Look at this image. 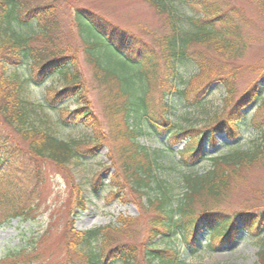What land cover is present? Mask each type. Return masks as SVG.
Returning <instances> with one entry per match:
<instances>
[{
  "label": "trees",
  "instance_id": "16d2710c",
  "mask_svg": "<svg viewBox=\"0 0 264 264\" xmlns=\"http://www.w3.org/2000/svg\"><path fill=\"white\" fill-rule=\"evenodd\" d=\"M145 1L165 18V31L155 45L117 29L91 10L71 9V27L76 28L84 53L98 70L105 117L100 121L79 76L72 74L71 57L59 49L39 51L33 44L59 30L57 2L38 6L27 0H0V121L24 132L23 141L28 144L24 152L0 131V226L9 219H36L30 197L19 186L3 184L8 179L6 170L38 177L40 160L60 167L74 158H92L102 146L115 152L109 182L92 179L87 194L74 185L70 196L74 213L86 210L91 204L87 195L94 199L102 189L107 190L102 196L105 202L111 197L122 203H126L128 189L137 197L134 203L144 198L141 208L149 212L145 238L138 245L118 238L132 236L136 223L129 217H119L116 229L96 227L80 234L73 233L69 224L65 246L74 259L81 260L79 264H181V246L192 253L232 246L241 233L257 236L264 227V202L227 209L233 188L245 173L264 165V98L257 83L240 97L234 99L233 94L240 69L235 64L250 47L244 34L249 26L244 13L256 12L264 22V0H180L195 13L180 12L173 0ZM263 73L264 69L260 77ZM45 80L58 87L46 88L39 107L54 112L62 127L80 128L85 137L58 140L48 127L32 124L31 116L36 114L24 92ZM213 85H219L228 98L203 126H194L183 116L172 122L177 109L187 115L203 108ZM254 103L248 124L257 136L251 145H226V151L208 157L205 147L216 149L219 135L228 142H239L241 127L246 125L245 111ZM145 136L162 150L150 152L140 144ZM82 146L88 148L80 153ZM24 154L33 166L26 167ZM168 156L178 159L166 168L163 162ZM205 160L210 168L200 175L193 173L195 165ZM203 233L206 242L202 244ZM262 244L258 264H264ZM40 246V236H29L20 247L6 251L0 264H43L37 257Z\"/></svg>",
  "mask_w": 264,
  "mask_h": 264
},
{
  "label": "rangeland",
  "instance_id": "374dc122",
  "mask_svg": "<svg viewBox=\"0 0 264 264\" xmlns=\"http://www.w3.org/2000/svg\"><path fill=\"white\" fill-rule=\"evenodd\" d=\"M173 1L178 4L179 11L182 13L187 11L189 13L197 12L194 9L191 11L183 1ZM27 2L38 6H42L44 3L56 4V2L59 5L58 13L55 16L59 30L54 31V34L51 33L48 39L37 38L33 44L39 51L48 52L50 50L53 51V49H59L71 57L72 74L79 76L80 82L86 90L88 102L94 108L95 114L100 118V121H104L105 117L100 97L102 86L99 82L98 70L91 63L88 55L84 53V47L79 39L78 32H76V28L73 29L71 27V21L69 20L71 9L79 7L91 10L104 19L109 20L117 29L119 27L128 31V33L131 32L152 45H155L157 37L165 31L163 25L165 18L158 16L154 8L149 6L145 0H72L69 2L67 0H27ZM244 14L248 19L247 24H249L248 30L244 34L250 40V47L243 58L239 59L235 64L240 69L234 82V99L240 97L254 83H257L260 97L264 98V73L260 77L264 69V22L256 12ZM45 81L42 85L30 86L24 92L25 99L35 110L36 115L31 116L32 124L40 129L48 127L50 133L58 140L70 141L81 136L85 137V133L80 128L62 127L58 123L54 112L44 111L39 107L46 88L51 84L53 89L58 87L55 86L54 81ZM210 90L203 108L196 113L188 112L187 115H184L181 109H177L176 115L172 117V122H176L178 117L183 116L187 121L190 120L189 122L194 126H203L208 117L219 111L224 104V100L228 98L219 85H213ZM256 105V103L252 104L245 111L247 115L245 118L246 125L244 124L241 127L239 142L237 143L236 140L228 142L225 136L219 135L216 137L219 144L216 149L211 148L208 150V147H205L208 157L226 151V145L237 144L240 148L251 145L250 141L257 136V133L248 124V120L254 114ZM63 106L66 105L64 104ZM70 107L74 108L72 105ZM257 121L260 122V119ZM179 123L187 125L180 121ZM26 127L28 128L29 126ZM262 129L264 130V124ZM0 131L8 136V140L13 146L17 143L16 146H19L24 152L27 150L28 144L23 141L25 138L24 132L21 133L19 128L3 126L0 121ZM139 142L144 147H147L150 152L162 150L161 146L149 137H142ZM85 148L88 147L82 146L80 153ZM179 148L178 146L174 150ZM26 156L24 154L23 163H26V167L28 164L30 167L33 166L31 162L27 163ZM114 156V150H108L105 146H102L92 158H74L70 160V163L60 167L54 166L51 162L40 160L37 163L38 165H36L37 168L39 167L38 172L40 175L38 177H34V174L23 175L19 173L20 171L11 174V169L6 170L5 175H7L8 179L4 180L3 184L8 182L17 187L19 186L18 188L22 190L24 195L28 198L30 197V204L34 203L35 206L32 216L36 217V219L35 221L30 220L27 222H23L20 219H9L7 224L0 226V257L10 249L20 247L29 236H40L41 246L37 257L41 261L43 260V264H71L73 260L74 264H79L81 260H78V258L74 259L75 256L72 251L65 246V235L69 224L72 227L71 231L78 234L89 232L96 227L109 226L111 229H116L119 227L117 222L119 217H129L136 223L134 228L131 229L132 236L128 238L120 236L118 237L120 241L136 245L143 241L149 212L147 213L141 208L144 198H138L139 203H134L137 197L132 196L128 189H125L126 203L119 202L111 197L108 198V202H105L102 196L107 193V190L102 189L100 195L94 197V199L87 195V200L91 204L88 205L86 210L77 214L73 211V204H71L70 199L72 187L74 185L79 186L83 193L87 194L86 190H88L89 181L92 179L101 177L102 181L108 184V177L113 171L111 161L115 160ZM168 157L170 159L163 158L165 161L163 162L164 167L171 160H174L171 162H175L178 159L175 156ZM195 166L192 171L197 175L204 173L210 168L207 160L200 161ZM101 168H105V170L102 171ZM167 173L171 174L173 172L171 171L170 173L168 171ZM168 174L166 178L170 180V183L175 184L168 177ZM245 175V178L233 188L232 198L228 203V210H239L243 209L245 205L264 202V165L250 169ZM170 176L172 177V175ZM2 216V208L0 207V220ZM257 234V236L263 238L259 240L260 242L256 235L241 233L239 239H237L238 241L232 246H215L209 251L202 249V251H193V253L185 252L181 246L178 259L182 260L183 258L181 264H258L257 253L263 246L264 227ZM205 239V233H203L199 242L203 244L206 242ZM140 259L139 262L141 263ZM116 264L122 263L118 262Z\"/></svg>",
  "mask_w": 264,
  "mask_h": 264
}]
</instances>
